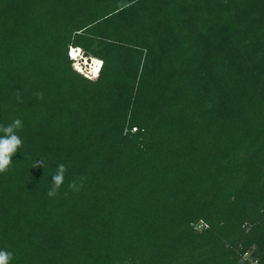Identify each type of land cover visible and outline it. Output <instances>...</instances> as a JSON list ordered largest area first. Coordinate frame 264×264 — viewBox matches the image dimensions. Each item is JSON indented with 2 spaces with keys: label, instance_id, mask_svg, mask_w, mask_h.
<instances>
[{
  "label": "trees",
  "instance_id": "16d2710c",
  "mask_svg": "<svg viewBox=\"0 0 264 264\" xmlns=\"http://www.w3.org/2000/svg\"><path fill=\"white\" fill-rule=\"evenodd\" d=\"M15 118L10 264H264V0H0Z\"/></svg>",
  "mask_w": 264,
  "mask_h": 264
},
{
  "label": "clouds",
  "instance_id": "9594fccd",
  "mask_svg": "<svg viewBox=\"0 0 264 264\" xmlns=\"http://www.w3.org/2000/svg\"><path fill=\"white\" fill-rule=\"evenodd\" d=\"M38 99L43 98L42 92L34 93ZM17 100L22 103L20 93L17 92ZM23 124L19 118H15L7 125H0V173H5L12 163V157L22 145V140L17 134L22 129ZM44 166L40 162H35L33 167ZM66 166L63 163L57 165L56 171L51 176V187L47 192L49 198H54L59 194V189L64 183ZM85 177H80L69 182L68 190L79 192L83 188ZM13 254L8 250H0V264H10ZM127 264V261H125Z\"/></svg>",
  "mask_w": 264,
  "mask_h": 264
},
{
  "label": "bare ground",
  "instance_id": "6f19581e",
  "mask_svg": "<svg viewBox=\"0 0 264 264\" xmlns=\"http://www.w3.org/2000/svg\"><path fill=\"white\" fill-rule=\"evenodd\" d=\"M79 51V54L81 53V55H82V53H83V55H82V58H80L79 59V61L80 60H83V59H85L86 61H85V65L87 66L86 68V71L88 72V69H91V71H89V73H92V74H95L97 71H98V69L101 67V63H100V65H99V67H97V65H98V59H95L94 57L92 58V57H85V55H84V52H83V50L81 49V48H71L70 49V52H69V54H70V58L73 60V62H75L76 63V60H77V52ZM94 59V62H93V64H92V67L90 68V59ZM88 59V60H87ZM100 60V59H99ZM96 67H97V69H96ZM102 68V67H101ZM77 71H79L80 73H82L85 69L84 68H82L83 69V71H81L80 69H78V67L77 68H75ZM101 70V69H100ZM100 72V71H99ZM83 74V73H82ZM86 74V73H85ZM92 74H86L87 75V77H89V78H93V77H91V76H93ZM96 74H98V73H96ZM84 75V74H83Z\"/></svg>",
  "mask_w": 264,
  "mask_h": 264
},
{
  "label": "rangeland",
  "instance_id": "374dc122",
  "mask_svg": "<svg viewBox=\"0 0 264 264\" xmlns=\"http://www.w3.org/2000/svg\"><path fill=\"white\" fill-rule=\"evenodd\" d=\"M83 52H85V51H83ZM77 54V60H76V63L74 62V68H77L78 67V69H80L81 71H83V69L82 68H84L85 70L82 72L85 76H87L86 74H92V73H89V71H91V69H88V72L86 71V65H85V59H83V60H80L79 61V59L80 58H82V55H83V53H82V55H81V53L79 54V51L76 53ZM87 56H90L87 52L85 53ZM93 58V57H92ZM90 59V68L92 67V64H93V62H94V59ZM88 60V59H87ZM92 63V64H91ZM86 73V74H85ZM93 76H91V77H95L96 75H98V74H92Z\"/></svg>",
  "mask_w": 264,
  "mask_h": 264
},
{
  "label": "crops",
  "instance_id": "0c3cea01",
  "mask_svg": "<svg viewBox=\"0 0 264 264\" xmlns=\"http://www.w3.org/2000/svg\"><path fill=\"white\" fill-rule=\"evenodd\" d=\"M96 59H98V58H96Z\"/></svg>",
  "mask_w": 264,
  "mask_h": 264
}]
</instances>
